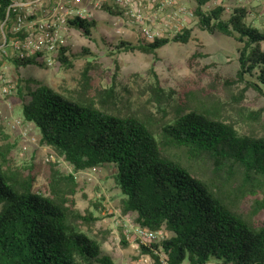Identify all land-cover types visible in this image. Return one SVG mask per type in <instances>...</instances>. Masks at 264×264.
Wrapping results in <instances>:
<instances>
[{"label":"trees","instance_id":"obj_1","mask_svg":"<svg viewBox=\"0 0 264 264\" xmlns=\"http://www.w3.org/2000/svg\"><path fill=\"white\" fill-rule=\"evenodd\" d=\"M16 1L0 0V22L9 11V40L20 37L11 33L20 11L12 8ZM193 1L198 28L233 39L238 80L264 94V32L245 24L250 13L222 5L206 10L215 0ZM101 10L123 16L117 6L103 5ZM69 26L91 38L97 21L75 19ZM140 37L136 45L121 41L115 48L153 55L170 43L187 44L192 30L172 39ZM70 53L71 47L62 48L61 66L73 67L77 55ZM88 55L84 48L79 56ZM37 58L21 57L9 47L8 55L1 54L0 67L49 69ZM91 68L93 62L87 61L86 72ZM25 82L35 87L19 93L23 120L39 132L42 143L76 172L110 168L122 195V211L134 214L141 228L165 231L159 243L140 244L142 254L156 264H264V222L256 218L264 214V137L225 122L219 104L197 102V95L179 104L173 116L164 107L155 113L146 106L117 113L105 105L115 100L113 88L100 92L97 104L64 97L36 80ZM151 92L160 101L165 97L158 84ZM11 153L8 144H0V264H113L100 244L78 227L79 221L97 219L76 210L70 197L74 175L56 172L49 188L36 189V176L16 165ZM236 179L241 198L235 190L227 191ZM63 181L70 186L64 187ZM249 196L251 212H239L240 202Z\"/></svg>","mask_w":264,"mask_h":264},{"label":"rangeland","instance_id":"obj_2","mask_svg":"<svg viewBox=\"0 0 264 264\" xmlns=\"http://www.w3.org/2000/svg\"><path fill=\"white\" fill-rule=\"evenodd\" d=\"M159 1L162 0H145L147 21L140 25L129 24L125 19L119 20L106 11L96 10L93 19L97 21V28L91 38L77 30L68 35L69 56L77 55L72 68L60 64L49 69L28 66L16 70L10 64L0 67L12 87L8 98L11 106L0 105V144H8L16 165L26 174L36 176V189L49 188L56 172L74 175L76 185L72 187L74 194L70 197L76 210L82 216L91 214L97 219L90 224L79 221L78 227L100 244L113 264L156 263L150 256L142 254L140 240L135 236L126 237L125 219H135L136 216L122 211V195L113 171L106 167L74 171L55 149L44 145L39 132L23 120V101L19 93L26 94L27 88L35 87L25 81L36 80L64 97L89 99L97 104H100L99 93L113 88L115 100L105 105L117 113H129L146 106L155 113L159 107H164L173 116L179 104L197 95V102L219 104L225 122L243 133L264 137V94L246 88V84L238 80L237 43L231 38L210 35L199 29L195 16H190L196 6L193 0H173V5L161 11ZM219 5L229 11L245 8L250 13L244 19L245 24L264 32V0H215L205 9L211 10ZM146 27L158 31V38L172 39L184 29H191L192 37L187 44L170 43L153 55L138 50H116L121 41L136 45ZM84 48L90 55L79 56ZM262 48L264 50V44ZM87 61L93 62L89 72H86ZM157 84L165 91L161 101L151 92ZM259 112L261 116L256 119ZM18 121L22 123L21 128L13 129V123ZM23 132L27 133L26 137ZM51 155L54 160L47 162ZM239 179L227 191L235 190L236 196L241 198L236 189ZM61 183L64 187L70 186L65 181ZM251 198L240 202L239 212H251ZM256 218L264 222V214Z\"/></svg>","mask_w":264,"mask_h":264},{"label":"built area","instance_id":"obj_3","mask_svg":"<svg viewBox=\"0 0 264 264\" xmlns=\"http://www.w3.org/2000/svg\"><path fill=\"white\" fill-rule=\"evenodd\" d=\"M158 3L159 11L174 4L173 0H162ZM103 5L122 9L123 16L116 18L125 19L129 24L140 25L147 21L145 0H17L12 8L20 11L14 19L11 33L20 37L13 40L7 37L5 27L10 20L8 11L6 20L0 22V56L8 55L9 47H13L21 57L38 55V61L48 68H53L59 64L58 56L62 48L68 46V35L74 31L69 22L75 19H93L94 12L101 10ZM190 16L193 17V13ZM180 31L181 29H178V32ZM142 35L147 41H153L160 34L146 27L142 29ZM11 94L12 87L0 71V105L10 107L8 98ZM21 125L19 121L14 122L12 128L20 129ZM23 136L26 137L27 133L23 132ZM53 160L52 155L47 158V162ZM125 222L128 239L135 236L143 244L159 243L166 238L165 231L151 232L141 228L131 217L126 218Z\"/></svg>","mask_w":264,"mask_h":264}]
</instances>
